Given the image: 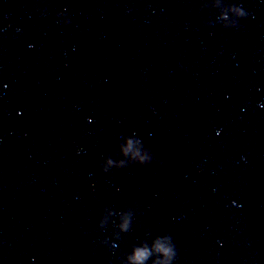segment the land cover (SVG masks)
Returning a JSON list of instances; mask_svg holds the SVG:
<instances>
[{"label":"water","instance_id":"1","mask_svg":"<svg viewBox=\"0 0 264 264\" xmlns=\"http://www.w3.org/2000/svg\"><path fill=\"white\" fill-rule=\"evenodd\" d=\"M133 132L165 169L103 172ZM165 234L175 264H264V0H0V264Z\"/></svg>","mask_w":264,"mask_h":264},{"label":"clouds","instance_id":"2","mask_svg":"<svg viewBox=\"0 0 264 264\" xmlns=\"http://www.w3.org/2000/svg\"><path fill=\"white\" fill-rule=\"evenodd\" d=\"M233 7L240 9L241 14L238 16L235 25L231 26V28H229V26H221L223 29H234L239 27L238 21L245 19L248 15L242 6L233 4ZM55 17L58 26H67L71 23L69 19L61 23L56 15ZM120 140H124L125 143L118 144V152L125 157V159L120 160L119 163H114L111 156H107L106 162L108 167L101 169L103 172L107 173L113 169L121 171L133 165L137 167L154 165L159 170L165 169L166 162L158 159L151 147L146 145L136 132H133L131 136H122ZM128 227V222H125L122 226L124 231H127ZM151 236L152 234L149 233V237ZM128 259L129 264H148L150 260L152 264H175L177 260V249L170 235H158L152 238L150 244L148 243V238H146L139 246H133L131 255Z\"/></svg>","mask_w":264,"mask_h":264}]
</instances>
